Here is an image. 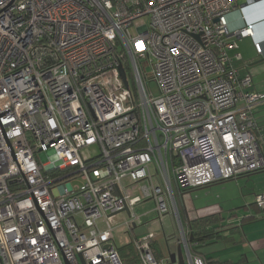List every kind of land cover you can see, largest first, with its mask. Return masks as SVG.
I'll return each instance as SVG.
<instances>
[{
    "label": "built area",
    "instance_id": "1",
    "mask_svg": "<svg viewBox=\"0 0 264 264\" xmlns=\"http://www.w3.org/2000/svg\"><path fill=\"white\" fill-rule=\"evenodd\" d=\"M237 1L0 0V264H123L114 217L126 207L130 229L146 199L173 213L188 264H206L173 182L264 169L254 117L264 91L234 66L235 39L255 35L243 17L230 31ZM91 144L100 152L84 160ZM140 182V194L127 190ZM255 204L264 209V192ZM149 238L137 239L141 264H166Z\"/></svg>",
    "mask_w": 264,
    "mask_h": 264
},
{
    "label": "rangeland",
    "instance_id": "2",
    "mask_svg": "<svg viewBox=\"0 0 264 264\" xmlns=\"http://www.w3.org/2000/svg\"><path fill=\"white\" fill-rule=\"evenodd\" d=\"M146 21V17L135 20L134 25L130 28L131 33L134 34L135 27ZM228 21L230 31L242 24L240 15L237 12L230 14L228 16ZM235 42L237 46L235 50L242 56V60L236 63L238 66L258 61L260 59V56H258V54L254 50L253 40L251 38L235 39ZM143 67L146 73L145 77L149 79L152 75V73L150 72V66L143 64ZM248 68L245 67L242 69L248 71ZM250 68L252 69L250 70V72L252 73L256 88L264 91V61L258 62ZM253 70H255V72H252ZM149 87L152 89V92L154 94H157L156 86L153 81L149 82ZM255 115L257 116V113ZM79 152L81 157L85 160L99 154L100 149L98 144H91L82 147ZM262 175H264V171L250 174V176L245 178L241 177L237 179L232 178L228 180L218 181L211 185L208 184L209 186L205 185V187L201 186L202 188L192 190L191 192H189L188 197L187 194L184 195V197L186 199L187 205H189L190 208L196 210L206 211V209L214 205L221 206L222 209H220V211L223 214V217H229L228 219H226V222L234 219H232L229 214L235 212L237 214V219L233 221L237 223L242 218V216L245 215V213L242 212L243 206L245 205L243 203L244 197L251 196L255 193L264 192L262 191L264 188V179L262 180L257 177ZM124 183H127V181H125ZM72 184H80V180L75 179L72 181ZM143 185H145V182L134 183L132 185H129L127 187V190H129L133 194H140L141 186ZM231 202L233 203V205H231ZM154 206V201L152 199H148L137 204L134 207V213L137 215H142V224H137V227L134 230L128 229L127 227H124L122 225V223L129 218L126 211H121L117 215H115L114 220L116 227L113 229L112 235L116 247L121 248L129 242H133L138 236L148 233L149 235H151V237H155V241L157 242V250L167 251L166 237L170 234L179 233V230L174 215L171 211L170 213L165 215V218L163 217L160 220L161 216L153 211ZM263 216V213L260 214L258 220H256V222L254 223H251L250 225H254L256 223L264 225ZM252 231L256 232V229ZM261 232L262 231H260V233ZM208 245H205L204 247H208ZM203 249V246L198 247L199 252H204ZM137 255L138 256H136V259L140 261V253H138ZM259 256L264 261V252L263 255ZM133 258L134 256L131 257V259ZM184 259L185 264H188L186 254H184ZM259 263L260 262L258 261V259H251V261L249 262V264Z\"/></svg>",
    "mask_w": 264,
    "mask_h": 264
},
{
    "label": "crops",
    "instance_id": "3",
    "mask_svg": "<svg viewBox=\"0 0 264 264\" xmlns=\"http://www.w3.org/2000/svg\"><path fill=\"white\" fill-rule=\"evenodd\" d=\"M237 4H238V8H237L238 10L236 9L234 12H237L240 15L242 24L244 23L242 20V17H243L247 22L252 23L254 26L255 35H254L253 41H257L262 45L263 55L262 54L258 55L260 56L259 58L261 59L264 57V3L262 1H258L254 5L244 7L243 0H238ZM240 5H242L241 9H239ZM239 27H236L233 30ZM237 62L234 63V66L238 69L239 74L244 75V74L249 73L253 80L252 73L250 72V70L252 69L250 67L257 63H254L251 66H249V64L253 62L242 65V66H238L236 64ZM245 67L247 68L249 67L248 68L249 70L245 71L242 69ZM252 72H255V70H253ZM253 85H254V88L257 89L254 84V81H253ZM259 91H263V90H259ZM256 113H257V116L255 115ZM254 117L258 123V131L256 134L259 138V141L261 143H264V103H261L260 105L256 106L254 110ZM260 171H264V169ZM260 171H257V172H260ZM254 173H250V174H254ZM250 174L241 175V176H238L237 178H241V177L245 178V177L250 176ZM257 177L262 180L264 179V175L257 176ZM237 178H234V179H237ZM214 183H211V184H214ZM209 185H206V186H209ZM198 188H202V187L180 190L176 186L175 182H173L174 199H175V202L178 208V212L180 214L181 222L183 226L188 230V233H189L188 224L192 220L202 218V217H207V216H213V215L218 218V222H217L218 228L215 229V232H218V234L213 236L210 239H207L204 243L193 244L192 245L193 252L201 255L204 259H209L210 260L209 264H249L251 259L253 260L258 259V261L260 262L259 264H264V261L259 256V255H263V252H264V225L260 223L250 225L251 223H254L256 222V220H258V217L260 216V214L262 213L264 214V209L258 208L255 204V195L259 193H255L251 196L244 197L243 203L245 205L243 206L242 212L245 213V215H243L242 218L239 220V222L236 223L233 220L237 219V216H236L237 214L235 212L230 213L229 216L232 219L233 218L234 219L226 222V219H228L229 217L228 218L223 217V214L220 211L222 207L218 205H214L206 209V211L190 208V206L187 205L184 195L187 194V197H188L189 192H191L192 190H196ZM262 191H264V188ZM231 205H233L232 202H231ZM153 211H155L154 208H153ZM166 214L162 215L160 220L163 217L165 218ZM141 218H142V215H141ZM137 224H142V222L140 221ZM137 224H133L130 229L134 230L137 227ZM254 229H256V232L252 231ZM260 231L262 232L260 233ZM147 234L138 236L137 238H135L133 242L136 243L137 239ZM164 237H165V233H164ZM166 238H167L166 240L167 241L166 242L167 251H163V250L159 251L156 248L155 250H153L155 256H157L158 258H161L163 262H165L166 258L171 252H174L176 250L177 244L180 243L179 233L170 234ZM151 240L153 241L154 247H156L157 242L155 241V237H151ZM205 245H208V247H204ZM200 246H203L204 252L198 251V247Z\"/></svg>",
    "mask_w": 264,
    "mask_h": 264
},
{
    "label": "trees",
    "instance_id": "4",
    "mask_svg": "<svg viewBox=\"0 0 264 264\" xmlns=\"http://www.w3.org/2000/svg\"><path fill=\"white\" fill-rule=\"evenodd\" d=\"M217 222H218V218L213 215V216H207L192 220L188 224L189 234L192 235V239L191 240L189 239L188 241L190 251L193 252V248H192L193 244L204 243L207 239H210L218 234V232H215V229L218 228ZM148 244L152 250H155L156 247H154L151 238L148 239ZM118 253L123 261V264H141V261H138L136 259V256H138L137 254L140 253L138 249V241H136V243L129 242L124 246H122L121 248H118ZM132 256H134L133 259H131ZM155 258L158 260L161 259L158 258L157 256H155ZM209 261H210L209 259H205L206 264H209Z\"/></svg>",
    "mask_w": 264,
    "mask_h": 264
},
{
    "label": "water",
    "instance_id": "5",
    "mask_svg": "<svg viewBox=\"0 0 264 264\" xmlns=\"http://www.w3.org/2000/svg\"><path fill=\"white\" fill-rule=\"evenodd\" d=\"M261 61H264V57L259 59L258 61H255V62L249 64V66L253 65L254 63L261 62ZM121 75L124 78L123 70H121ZM124 82H125V85H127L125 78H124ZM122 211H126V213L129 215L128 209L126 207ZM189 237H190L189 239L191 240L192 235L190 234ZM165 262H166V264H185L184 250H183L182 245L180 243L177 244L176 250L174 252H171L168 255Z\"/></svg>",
    "mask_w": 264,
    "mask_h": 264
}]
</instances>
